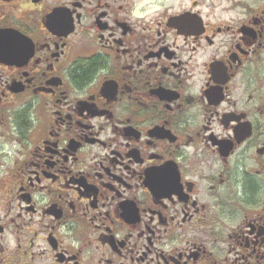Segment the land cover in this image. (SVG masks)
<instances>
[{
	"label": "flooded vegetation",
	"instance_id": "obj_1",
	"mask_svg": "<svg viewBox=\"0 0 264 264\" xmlns=\"http://www.w3.org/2000/svg\"><path fill=\"white\" fill-rule=\"evenodd\" d=\"M0 264H264V0H0Z\"/></svg>",
	"mask_w": 264,
	"mask_h": 264
}]
</instances>
